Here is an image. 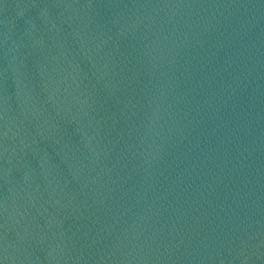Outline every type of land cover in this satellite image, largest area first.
Wrapping results in <instances>:
<instances>
[{"label":"water","instance_id":"1","mask_svg":"<svg viewBox=\"0 0 264 264\" xmlns=\"http://www.w3.org/2000/svg\"><path fill=\"white\" fill-rule=\"evenodd\" d=\"M0 264H264V0H0Z\"/></svg>","mask_w":264,"mask_h":264}]
</instances>
